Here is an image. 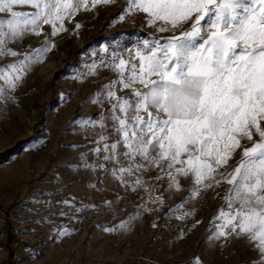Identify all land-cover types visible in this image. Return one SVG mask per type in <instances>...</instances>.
Returning a JSON list of instances; mask_svg holds the SVG:
<instances>
[{
	"label": "snow or ice",
	"instance_id": "obj_1",
	"mask_svg": "<svg viewBox=\"0 0 264 264\" xmlns=\"http://www.w3.org/2000/svg\"><path fill=\"white\" fill-rule=\"evenodd\" d=\"M114 2L0 0V59L15 58L0 66V101L14 99L9 93L56 47L50 37L67 31L65 21ZM24 8L30 10H17ZM137 14H143L142 27L162 35L118 46L89 65L87 75L107 69L115 78L82 102L102 108L99 119L80 121L96 137L89 152L97 162L83 167L103 169L126 191L146 192L137 205L144 211L155 210L144 207L148 202L163 206V193L153 196L161 185L186 191L169 213L211 192L222 203L207 239L222 248L243 240L257 254L250 264H264V0H125L110 26ZM81 27L77 23L74 32ZM30 35H44L40 47H10ZM61 203L72 207L70 200ZM194 264H202L199 257Z\"/></svg>",
	"mask_w": 264,
	"mask_h": 264
},
{
	"label": "rangeland",
	"instance_id": "obj_2",
	"mask_svg": "<svg viewBox=\"0 0 264 264\" xmlns=\"http://www.w3.org/2000/svg\"><path fill=\"white\" fill-rule=\"evenodd\" d=\"M124 4H100L65 21L67 31L50 37L56 47L9 93L14 99L0 101V264H194L197 257L202 264H250L257 254L243 240L222 248L220 241L207 239L222 203L211 192L169 213L186 191L167 192L161 185L153 196L163 193V206L148 202L144 207L155 210L144 211L137 205L143 203L140 197L147 199L146 192L126 191L103 169L83 167L97 162L89 152L96 137L80 121L90 115L99 119L102 108L82 102L115 78L107 69L87 75L89 65L110 57L118 46L122 50L149 34L162 35L142 27L143 14L110 26ZM77 23L82 25L78 33ZM44 30L51 33L49 26ZM44 38L26 36L10 47L35 49ZM14 59H0V66ZM77 73L86 75L75 79ZM82 153H88L84 160ZM181 183L190 187L188 178ZM183 211L192 215L177 219Z\"/></svg>",
	"mask_w": 264,
	"mask_h": 264
}]
</instances>
